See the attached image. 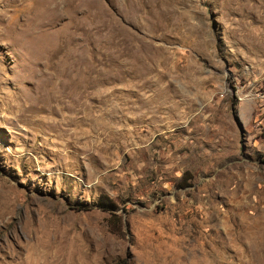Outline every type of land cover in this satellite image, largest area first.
I'll return each mask as SVG.
<instances>
[{
    "label": "rangeland",
    "instance_id": "1",
    "mask_svg": "<svg viewBox=\"0 0 264 264\" xmlns=\"http://www.w3.org/2000/svg\"><path fill=\"white\" fill-rule=\"evenodd\" d=\"M263 87L264 0H0V264H264Z\"/></svg>",
    "mask_w": 264,
    "mask_h": 264
},
{
    "label": "bare ground",
    "instance_id": "2",
    "mask_svg": "<svg viewBox=\"0 0 264 264\" xmlns=\"http://www.w3.org/2000/svg\"><path fill=\"white\" fill-rule=\"evenodd\" d=\"M256 97L259 99V102L263 104V102H264V87L261 88L260 92L257 93Z\"/></svg>",
    "mask_w": 264,
    "mask_h": 264
},
{
    "label": "trees",
    "instance_id": "3",
    "mask_svg": "<svg viewBox=\"0 0 264 264\" xmlns=\"http://www.w3.org/2000/svg\"><path fill=\"white\" fill-rule=\"evenodd\" d=\"M105 205V204H104ZM100 207H102V209H104L105 211H109L110 213H112L114 210H112L111 208H108V206H101L100 205Z\"/></svg>",
    "mask_w": 264,
    "mask_h": 264
},
{
    "label": "built area",
    "instance_id": "4",
    "mask_svg": "<svg viewBox=\"0 0 264 264\" xmlns=\"http://www.w3.org/2000/svg\"><path fill=\"white\" fill-rule=\"evenodd\" d=\"M260 106H264V102H263V104H262V105H260Z\"/></svg>",
    "mask_w": 264,
    "mask_h": 264
},
{
    "label": "crops",
    "instance_id": "5",
    "mask_svg": "<svg viewBox=\"0 0 264 264\" xmlns=\"http://www.w3.org/2000/svg\"><path fill=\"white\" fill-rule=\"evenodd\" d=\"M257 95V94H256ZM255 96V95H254Z\"/></svg>",
    "mask_w": 264,
    "mask_h": 264
}]
</instances>
